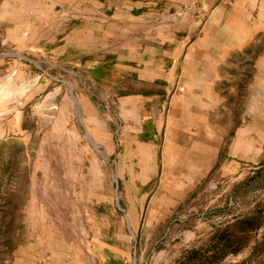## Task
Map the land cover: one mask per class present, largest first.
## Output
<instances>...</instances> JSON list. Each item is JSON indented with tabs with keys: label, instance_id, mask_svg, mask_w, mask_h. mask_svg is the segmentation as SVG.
<instances>
[{
	"label": "rangeland",
	"instance_id": "1",
	"mask_svg": "<svg viewBox=\"0 0 264 264\" xmlns=\"http://www.w3.org/2000/svg\"><path fill=\"white\" fill-rule=\"evenodd\" d=\"M150 1L114 41L113 0H0V264H264V30L220 57L202 151L174 134L183 74L131 101L137 124L119 96L152 89L117 85V48L165 41L184 61L249 0Z\"/></svg>",
	"mask_w": 264,
	"mask_h": 264
},
{
	"label": "crops",
	"instance_id": "2",
	"mask_svg": "<svg viewBox=\"0 0 264 264\" xmlns=\"http://www.w3.org/2000/svg\"><path fill=\"white\" fill-rule=\"evenodd\" d=\"M115 1L116 0H113V3ZM157 1L160 0H151L149 2L148 8L152 9L150 4L156 3ZM131 3L132 0H117L115 2V5L118 8L121 7L119 10L121 13L120 15L115 16V18L109 19L110 22L108 23L110 26L108 28H103V30L101 29L105 40L120 41L121 39L129 40L130 38L134 37L136 34L135 29L131 28L133 30L129 32L128 28L132 27V25H130L132 22H135L128 19V12ZM244 15L245 21L239 23V25L233 30L231 29L230 36H227V31L225 30V35H215V40L213 39V41L210 39L208 42L200 41L207 47L205 48L204 46L203 49L198 50L196 49V45L184 61H182V49L176 48V51H170L166 47L167 42L165 44L164 40L167 39L168 41V39L173 35L163 39L164 42L160 41L159 43H163L164 45V47L160 48L150 46L149 49L138 51L136 48L133 49L127 46H118L116 56L117 62H119L120 55L129 57L128 59L130 62L126 61L123 64L117 65V67L120 69L119 74L115 76L117 85L119 82H121V80H117V77L121 76L125 79L124 81L129 82L128 85L133 91L145 89L140 88L143 86H147L149 89H152L150 97H143L145 93L133 95L129 92V90L124 92L126 95L119 96L120 102L124 103L126 107H129L131 115L135 117L137 124L139 120L141 121V117L139 115L141 114L142 110L137 117V109H135L131 101L134 100L138 103H143L147 102V100H153L154 97L157 98V95L160 96L158 93L159 87H162L163 91L164 89H167L166 87H169L170 91L174 86L177 74H183V87L186 88V91L184 90L181 94L177 93L172 99V102L175 104L174 110L176 109V111L173 113V117L177 122V127L175 128L174 134L182 137H189L188 135L191 134L193 135L191 141L192 145H198V149L202 151L205 149L213 150L212 147L209 148L206 143L199 141L196 135H198L200 132L195 130L192 131L191 128L199 121L198 115L201 114L199 109H206V107H203L205 104H207V100H205V94L209 93V89L211 87L209 81L215 77V72L217 70L216 65L219 63L220 57L225 55L228 47H230L229 49L231 50V47L233 46L237 47L243 43L258 39L261 32L264 30V0H260V2L259 0H249L247 7L245 8ZM98 25L99 23L97 26ZM226 25H228V23L225 21V26ZM180 38L173 40H179ZM200 42H198V44ZM210 44H212V47ZM177 51L179 52L176 57L177 59H173L172 57ZM139 55H145V57H141V59ZM171 59L172 61H170ZM211 75L213 76L212 79ZM133 76L136 79L134 84L131 83ZM162 78H164L166 82V85L164 86L156 82L157 79ZM155 90L156 92L153 93ZM142 91L144 92V90ZM172 112L170 114L171 117ZM157 120L158 118L154 119L155 122H157ZM159 120L161 119L159 118Z\"/></svg>",
	"mask_w": 264,
	"mask_h": 264
},
{
	"label": "bare ground",
	"instance_id": "3",
	"mask_svg": "<svg viewBox=\"0 0 264 264\" xmlns=\"http://www.w3.org/2000/svg\"><path fill=\"white\" fill-rule=\"evenodd\" d=\"M58 195V194H57Z\"/></svg>",
	"mask_w": 264,
	"mask_h": 264
}]
</instances>
